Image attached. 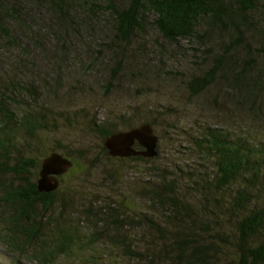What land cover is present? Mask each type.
Segmentation results:
<instances>
[{
    "label": "rangeland",
    "instance_id": "1",
    "mask_svg": "<svg viewBox=\"0 0 264 264\" xmlns=\"http://www.w3.org/2000/svg\"><path fill=\"white\" fill-rule=\"evenodd\" d=\"M65 2L59 9L43 0H0V94L11 98L0 106L14 113L7 120L0 111V140L8 134L37 163L52 152L72 162L48 209L35 203L17 230L12 208L0 202V264H164L178 227L168 198L199 207L189 185L205 177L210 158L195 143L215 128L230 139L264 142V0L245 16L250 33L234 46L219 33L205 35L202 20L193 37L164 41L151 14L123 39L108 13L123 1ZM222 55L213 84L192 96L190 79ZM238 73L240 86L233 81ZM24 120L36 123L31 134ZM143 124L158 139L153 159L109 157L96 132ZM19 183L0 171V199ZM34 219L41 239L29 244L22 226ZM60 240L67 246L56 248ZM48 251L44 262L32 257Z\"/></svg>",
    "mask_w": 264,
    "mask_h": 264
},
{
    "label": "trees",
    "instance_id": "2",
    "mask_svg": "<svg viewBox=\"0 0 264 264\" xmlns=\"http://www.w3.org/2000/svg\"><path fill=\"white\" fill-rule=\"evenodd\" d=\"M43 1L59 9H63L67 4L65 0ZM121 1H123L121 9L110 8L108 13L115 21L114 31L123 39H127L133 32L141 31L142 21L151 14V23L164 41L175 43L193 37L202 20L206 26L205 35H208V32L219 33L229 38L231 46H234L237 39L242 40L245 33H250V29H245L244 18L256 11L261 2V0ZM13 15L20 16L16 12ZM3 31L6 32L4 29ZM245 47L249 49L246 43ZM259 49L264 54V45ZM223 64L222 55L217 57L213 66L203 75L190 79L188 88L191 95L195 96L213 84L214 77ZM239 74L233 78L238 86L242 84V75ZM230 90L237 89L230 86ZM11 93L16 95L14 90ZM0 99L9 103L7 101L11 98L8 95L1 97L0 94ZM0 111L7 120L14 116L13 111L8 108L0 106ZM31 123L36 125L35 122L28 120L22 123L24 131L29 134L32 133ZM96 132L103 140L116 133L101 128ZM227 135V132L221 129H210L200 140L202 144L200 141L195 143L206 154L205 157L210 158L204 170L205 177L203 175L199 179L195 178L189 185L198 194L200 202L198 209L194 211L188 201L181 199L178 201L177 196L168 198L170 206L175 211L174 217L178 216V227H175L174 236L167 242L168 247L165 249L170 257L164 264H226V261L231 264H264V142L252 144L249 141L242 142L240 138L230 139ZM9 142L8 134L5 139L0 140V171L19 179L20 183L14 186L10 184L0 202L12 208L14 229L17 230L34 213L35 203H40L44 210L48 209L47 206L51 204L47 201H51L55 191L46 194L39 193L37 189L38 174L45 158L37 163L35 159L23 156L24 151ZM30 150L31 148H28L26 152L30 153ZM52 153L67 159L59 153ZM130 159L143 160L140 157ZM12 160L14 162L11 164ZM36 171L37 178L32 182L30 177ZM61 177H57L58 182ZM1 186L0 184V188ZM40 226L41 222L37 219H34L29 227L22 226V233L27 236L29 244H35L41 239ZM61 238L65 242L69 241L67 237ZM67 244L63 245L60 240L56 248L61 249ZM222 249L224 252L219 253ZM38 254L40 255L34 253L32 257L38 260L41 256V261L44 262L52 252ZM222 255L225 257L224 260H221Z\"/></svg>",
    "mask_w": 264,
    "mask_h": 264
},
{
    "label": "water",
    "instance_id": "3",
    "mask_svg": "<svg viewBox=\"0 0 264 264\" xmlns=\"http://www.w3.org/2000/svg\"><path fill=\"white\" fill-rule=\"evenodd\" d=\"M136 143V144H135ZM158 139L149 124H143L127 131L116 132L103 140V147L109 157L153 159L157 156ZM137 145L140 149H135ZM71 162L60 155L51 153L41 164L37 189L39 193H51L57 190V177L63 176L71 167Z\"/></svg>",
    "mask_w": 264,
    "mask_h": 264
},
{
    "label": "flooded vegetation",
    "instance_id": "4",
    "mask_svg": "<svg viewBox=\"0 0 264 264\" xmlns=\"http://www.w3.org/2000/svg\"><path fill=\"white\" fill-rule=\"evenodd\" d=\"M135 144H136V143H135ZM134 148H135V149H138V150L140 149L137 145H135Z\"/></svg>",
    "mask_w": 264,
    "mask_h": 264
}]
</instances>
